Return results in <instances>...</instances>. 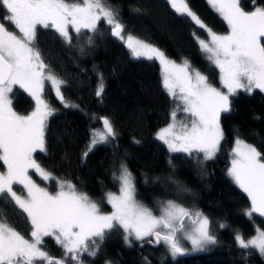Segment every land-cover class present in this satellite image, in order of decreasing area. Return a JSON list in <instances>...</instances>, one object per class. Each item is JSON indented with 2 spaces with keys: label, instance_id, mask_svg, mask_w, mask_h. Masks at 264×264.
Here are the masks:
<instances>
[{
  "label": "snow or ice",
  "instance_id": "snow-or-ice-1",
  "mask_svg": "<svg viewBox=\"0 0 264 264\" xmlns=\"http://www.w3.org/2000/svg\"><path fill=\"white\" fill-rule=\"evenodd\" d=\"M168 3L177 14L190 18L207 31L208 39L197 38L198 44L206 59L219 70L222 88L214 87L188 60L177 63L150 43L132 35L125 39L118 13L106 7L104 0H0V9L5 13L3 20L13 26L10 31L0 22V166L4 169L0 171V201L25 215L32 229L31 239H26L7 222L0 209V264H36L37 261L67 264L69 258L73 264H83L84 254L92 258L99 256L106 235L116 228L123 229L124 241L129 245L130 238L144 242L145 238L154 237V243L163 244L173 258L185 253L181 239L190 242L194 249L217 242L210 221L201 212H192L168 200L162 203L161 214L156 216L138 202L134 177L123 163L118 172H113L114 180L119 183V195L106 194L112 208L109 214H102L98 202L77 191L71 181H57V191L52 193L29 175L32 169L43 181L54 179L33 156L37 151L46 152L45 129L54 111L42 96L45 83H50L65 107L74 106L62 95L66 81L51 70L35 47L37 26L54 29L71 45L70 28L79 36L84 29L95 33L98 22H106L112 36L124 41L133 58L160 63L163 87L179 102L171 113L172 122L156 138L170 153L183 152L189 157L202 153L203 161L216 156L223 140L220 116L231 110L230 97L239 92L252 94L254 90L264 93V7L255 6L253 0V10L246 11L240 0H207L228 26V33L220 35L206 27L189 8L187 0H168ZM92 39L88 37V44ZM17 86L36 103L27 115L13 108L11 94ZM104 87L100 74L97 97L102 96ZM180 111L185 114L183 120L177 119ZM101 120L103 128L91 132L85 157L97 145L111 143L117 137L111 121L107 117ZM232 157L228 175L251 202L246 215L251 218L257 213L264 217V157L239 138ZM169 165L174 167L171 159ZM17 186L22 188L19 194L15 190ZM45 237L54 238L65 250L63 259H54L42 250ZM235 240L240 248L255 249L264 256V231L257 229L247 241L237 234Z\"/></svg>",
  "mask_w": 264,
  "mask_h": 264
},
{
  "label": "trees",
  "instance_id": "trees-1",
  "mask_svg": "<svg viewBox=\"0 0 264 264\" xmlns=\"http://www.w3.org/2000/svg\"><path fill=\"white\" fill-rule=\"evenodd\" d=\"M104 3L118 13L125 28L123 35L152 44L176 62L188 60L213 86L222 88L219 70L206 59L196 40H207L206 31L190 18L177 14L167 0H104ZM240 3L246 11L254 7L253 0ZM187 4L208 29L218 34L228 32L224 20L206 0H187ZM255 6L264 7V0H255ZM4 14L0 9V22L11 31L13 26L3 20ZM70 35L71 45L54 29L37 27L35 47L51 70L66 81L62 95L74 106L65 107L45 85L43 99L54 111L45 129L46 152L37 151L34 159L52 174L53 180L71 181L77 191L98 202L103 211H110L104 202L105 193L117 191L113 172H118L123 163L134 177L136 198L154 215L160 213V202L174 200L205 215L217 241L203 252L175 259L168 256L159 263V254L165 251L163 244L154 246L155 238L151 237L126 247L123 229L116 228L106 235L99 256L84 254L83 264H264V257L254 249L240 248L235 240L237 234L247 239L257 229L264 231V217L257 213L251 218L246 215L250 201L227 175L230 153L238 138L254 146L264 157V95L254 90L252 94L239 92L231 97V110L220 116L223 140L215 159L203 161L200 154L189 157L185 153H170L154 137L170 121L173 108L162 84L159 64L132 58L103 21L98 22L95 33L82 30L78 36L70 30ZM89 36L93 38L91 44L87 42ZM100 74L105 87L102 96L97 97ZM11 99L19 114L27 115L34 110L32 99L19 88H15ZM102 117L111 121L117 137L111 143L97 145L85 157L91 132L103 128ZM169 159L174 167L169 165ZM0 171H4L2 166ZM30 175L41 187L53 190L52 183L47 185L33 171ZM15 190L19 194L22 188ZM0 209L9 224L31 239L32 229L25 215L2 201ZM185 223L189 225L187 220ZM41 247L54 259L65 257L64 249L51 237H45ZM152 248L157 250L150 257ZM67 264H73L70 258Z\"/></svg>",
  "mask_w": 264,
  "mask_h": 264
},
{
  "label": "rangeland",
  "instance_id": "rangeland-1",
  "mask_svg": "<svg viewBox=\"0 0 264 264\" xmlns=\"http://www.w3.org/2000/svg\"><path fill=\"white\" fill-rule=\"evenodd\" d=\"M168 1V0H167ZM207 1V0H206ZM73 2H75V1H73ZM173 9V8H172ZM174 10V9H173ZM253 10V9H252ZM175 11V10H174ZM225 22V21H224ZM106 23V22H105ZM226 23V22H225ZM227 25V24H226ZM38 27V26H37ZM71 30V28L69 29V31ZM84 30H86V29H84ZM205 30V29H204ZM71 31H73V30H71ZM206 31V30H205ZM74 32V31H73ZM206 33H207V31H206ZM228 33V32H227ZM227 33H225V34H227ZM218 34V33H217ZM225 34H220V35H225ZM127 36H128V34H125L124 35V38L126 39L127 38ZM120 39V38H119ZM200 39V38H199ZM196 40H197V38H196ZM120 41L125 45V43H124V41L123 40H121L120 39ZM197 43H198V40H197ZM126 46V45H125ZM127 48V47H126ZM128 49V48H127ZM129 50V49H128ZM130 52V51H129ZM206 56V55H205ZM132 57V56H131ZM133 58V57H132ZM143 59V58H142ZM171 60V59H170ZM154 61H156V60H154ZM158 64H159V66H160V70H161V76H162V84H163V73H162V68H161V65H160V63L158 62V61H156ZM177 63H179V62H177ZM45 85H49V87L52 89V87H51V85H50V83H48V82H46L45 83ZM215 87V86H214ZM16 88H19L18 86L16 87ZM20 89V88H19ZM23 92H25L23 89H21ZM224 91H226V89H223ZM166 91V90H165ZM259 91V90H258ZM52 92H53V95L55 96V98H57V96H56V93H55V90L54 89H52ZM31 99H32V101H33V103H34V109H35V107H36V103H35V101H34V99L32 98V96L31 95H29L27 92H25ZM166 93H167V91H166ZM168 94V93H167ZM263 95H264V93H262ZM171 99H172V101H173V108H172V111L174 110V109H176L177 108V104L179 103L178 101H174L173 100V98L171 97V96H169ZM58 99V98H57ZM230 99H231V97H230ZM58 100H60V99H58ZM172 113V112H171ZM50 117V116H49ZM48 117V118H49ZM177 119L178 120H183V119H185V114L182 112V111H180V112H178L177 113ZM172 122V117H171V115H170V121L168 122V124L169 123H171ZM168 124L166 125V126H164V127H162V128H160L159 130H157L156 131V133H155V135H154V137H155V139L156 140H158L157 138H156V136H157V133L161 130V129H163V128H165V127H167L168 126ZM159 142H161L166 148H167V146L162 142V141H160V140H158ZM233 147H235V144H234V146ZM167 150H168V148H167ZM180 153H183V152H180ZM218 153V152H217ZM185 154H187V153H185ZM200 155H201V158H202V160H203V154L202 153H199ZM188 155V154H187ZM217 155V154H216ZM216 157V156H215ZM215 157L213 158V159H215ZM232 151H231V153H230V165L228 166V168H227V175H228V169H229V167H231V160H232ZM213 159H211V160H213ZM208 161H210V160H208ZM31 171H33V172H35L34 170H32V169H30L29 170V175H30V172ZM38 176V175H37ZM39 177V176H38ZM228 177L231 179V177L228 175ZM40 178V177H39ZM232 180V179H231ZM57 181H60V180H51V181H44V182H46V184L47 185H50L51 183H52V186H53V190L52 191H50V190H48V191H50V192H52V193H55L56 191H57ZM234 183V182H233ZM235 184V183H234ZM17 187H20L21 188V186H17ZM50 189V188H49ZM109 192H111V193H114V194H117V195H119V183H118V189H117V191H108V192H106L105 193V197H104V202L110 207V211H103L102 209H101V207H100V209H101V212H102V214H109V213H111V211H112V208H111V205L110 204H108L107 203V199H106V194L107 193H109ZM244 193V192H243ZM244 194H246V193H244ZM24 195H26V193H24ZM247 195V194H246ZM137 199V198H136ZM94 201V200H93ZM137 201L138 202H140L138 199H137ZM250 201V200H249ZM165 202V201H164ZM141 203V202H140ZM162 203L163 202H160L159 204H160V208H161V205H162ZM144 205V204H143ZM250 205H251V202H250ZM159 208V209H160ZM161 214V212L159 213V215ZM159 215H156V216H159ZM205 216V215H204ZM188 227L189 228H191V225H188ZM124 232V231H123ZM256 234V233H255ZM253 237V236H252ZM52 238V237H51ZM251 238V237H250ZM250 238H247V239H245V241H247L248 239H250ZM54 239V238H53ZM131 239V243H130V245L129 244H126L125 243V241H124V237H123V241H124V244H125V246L126 247H133L135 244H140L141 242L140 241H137V240H135L134 238H130ZM145 239H148V238H145ZM55 240V239H54ZM56 242V241H55ZM237 243V242H236ZM181 244L184 246V248H185V253L183 254V255H187V254H193V253H198V252H203V251H205V250H207L209 247H210V245L211 244H209V245H206L204 248H202V249H194L193 247H192V245L190 244V242H188V241H186V240H183V239H181ZM156 244L154 243V246H155ZM238 245V244H237ZM165 247V246H164ZM43 250V249H42ZM157 249H155V248H152V249H150V251H149V256L151 257V256H154V252L156 251ZM255 250V249H254ZM44 251V250H43ZM65 251V250H64ZM260 256H262L257 250H255ZM183 255H178L177 257H179V256H183ZM168 256H170L172 259H175V258H177V257H175V258H173L171 255H170V253L168 252V250L166 249V247H165V251L162 253H160L159 254V259H158V261H159V263H162ZM262 257H264V256H262ZM149 259H147L146 261H148ZM107 264H110V263H107Z\"/></svg>",
  "mask_w": 264,
  "mask_h": 264
}]
</instances>
